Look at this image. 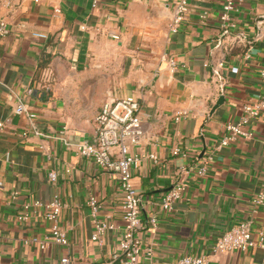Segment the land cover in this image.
Returning a JSON list of instances; mask_svg holds the SVG:
<instances>
[{
    "label": "crops",
    "instance_id": "0c3cea01",
    "mask_svg": "<svg viewBox=\"0 0 264 264\" xmlns=\"http://www.w3.org/2000/svg\"><path fill=\"white\" fill-rule=\"evenodd\" d=\"M224 2L190 0L181 29L172 34V0H100L97 7L93 0H0V21L10 31L0 37V264L110 262L124 228L120 181L74 145L94 142L103 104L127 96L140 102L144 131L131 149L140 160L132 178L142 197L139 261L177 264L192 256L205 264H261L258 248L212 252L245 220H253L256 236L264 232V208L253 214L252 203L264 194V111L251 124L252 139L220 147L225 125L240 120L245 104L264 97V22L257 23L264 0H244L228 34L221 23ZM21 103L36 115L42 135L32 132L27 114L15 113ZM209 157L205 176L187 172ZM176 184L185 191L168 213L161 202ZM56 195L64 204L66 247L51 239L44 210L34 208L28 222L18 221L25 204L48 203ZM93 196L100 218L111 216L115 226L99 241L92 239Z\"/></svg>",
    "mask_w": 264,
    "mask_h": 264
},
{
    "label": "built area",
    "instance_id": "2783aa9c",
    "mask_svg": "<svg viewBox=\"0 0 264 264\" xmlns=\"http://www.w3.org/2000/svg\"><path fill=\"white\" fill-rule=\"evenodd\" d=\"M39 3V0H34ZM100 0H93V7H97ZM190 0H172L173 15L170 21V32L177 34L185 20L189 10ZM244 0H225L223 5V13L221 23L223 33H230L235 25L232 22V14L237 10L238 6ZM59 13V10H56ZM207 14L203 15L206 18ZM10 33L9 28L4 21H0V37H6ZM36 37L45 39L46 35L36 33ZM114 40H119V37L112 36ZM173 70L178 68V64L174 59L169 60ZM219 67H223L224 63L220 62ZM261 76L264 77V64L261 68ZM49 80V76H45V82ZM264 111V97L256 103H247L243 107V116L237 122H230L225 125L226 135L220 142V147H229L242 140H250L254 137L250 127L254 120ZM18 115L27 114L32 121L31 129L35 135H42L38 127L34 123L35 114H30L24 104H19L15 109ZM179 114L176 121L180 120ZM96 140L83 141L74 145L78 154L102 168L115 173L120 181L121 190L123 193V202L121 206L122 220L124 224L123 234L119 240L118 249L112 255L108 264H142L139 257L143 252L141 240L138 238V231L142 226V197L136 191L133 185V172L140 164L139 158L131 153L133 147L139 146L141 143L144 131L141 119L140 102L134 96H127L115 101H107L101 107L100 112L95 118ZM4 124L0 122V128ZM28 135V132L24 134ZM116 150V152H115ZM180 149L176 148L173 152L175 156L180 154ZM151 159L157 162L158 158L151 156ZM212 160L209 157L202 167L192 166L187 172H196L200 176H205L208 171V163ZM49 178L52 182L58 180L57 174L51 172ZM185 187L183 184H176L162 199V209L168 213L176 210L178 202L183 198ZM17 193L13 194L15 198ZM255 207L253 214L257 213L260 207L264 208V194L255 196L252 200ZM88 207L94 219L95 233L93 241H99L107 231L113 230L114 225L111 222V216L105 219L100 218L101 205L96 197H91L88 201ZM44 210V219L50 225L51 239L60 246H68L69 241L66 232L60 226V217L64 209V204L56 195L48 202L43 203L39 200L30 202L24 205L21 215L18 216V221L28 222L33 209ZM152 226L157 225V218L152 217L150 220ZM41 248H47V243H43ZM258 248L263 251L261 264H264V232H259L256 236L253 232V220H245L244 222L235 225L216 242L212 252L230 253V252H246L250 249ZM205 258L184 257L177 264H205ZM69 259L63 258L62 264H68Z\"/></svg>",
    "mask_w": 264,
    "mask_h": 264
},
{
    "label": "water",
    "instance_id": "95a60500",
    "mask_svg": "<svg viewBox=\"0 0 264 264\" xmlns=\"http://www.w3.org/2000/svg\"><path fill=\"white\" fill-rule=\"evenodd\" d=\"M264 22V16H260L257 18V23H263ZM224 97H221L219 99V101L217 102V104L214 106L213 110L211 111V114H213L215 112V110L221 105V103L223 102Z\"/></svg>",
    "mask_w": 264,
    "mask_h": 264
},
{
    "label": "trees",
    "instance_id": "16d2710c",
    "mask_svg": "<svg viewBox=\"0 0 264 264\" xmlns=\"http://www.w3.org/2000/svg\"><path fill=\"white\" fill-rule=\"evenodd\" d=\"M45 67H46V63L43 62V63L41 64L40 68L43 69V68H45Z\"/></svg>",
    "mask_w": 264,
    "mask_h": 264
}]
</instances>
